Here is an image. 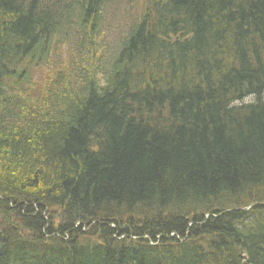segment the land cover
Wrapping results in <instances>:
<instances>
[{"label": "trees", "instance_id": "16d2710c", "mask_svg": "<svg viewBox=\"0 0 264 264\" xmlns=\"http://www.w3.org/2000/svg\"><path fill=\"white\" fill-rule=\"evenodd\" d=\"M0 264H264V0H0Z\"/></svg>", "mask_w": 264, "mask_h": 264}, {"label": "rangeland", "instance_id": "374dc122", "mask_svg": "<svg viewBox=\"0 0 264 264\" xmlns=\"http://www.w3.org/2000/svg\"><path fill=\"white\" fill-rule=\"evenodd\" d=\"M113 7H114V5H113Z\"/></svg>", "mask_w": 264, "mask_h": 264}]
</instances>
